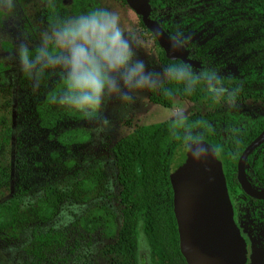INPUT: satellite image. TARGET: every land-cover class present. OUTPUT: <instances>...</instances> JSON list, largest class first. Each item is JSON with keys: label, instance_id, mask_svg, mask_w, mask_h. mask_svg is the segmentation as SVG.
I'll return each mask as SVG.
<instances>
[{"label": "rangeland", "instance_id": "1", "mask_svg": "<svg viewBox=\"0 0 264 264\" xmlns=\"http://www.w3.org/2000/svg\"><path fill=\"white\" fill-rule=\"evenodd\" d=\"M47 2L13 0L14 8L10 13L0 10V65L3 69L0 72V111L8 103L10 129L9 144L3 158L11 171L10 192L0 194V202L16 194L18 173L25 178L26 201L32 202L48 186L65 189L74 177H80L87 170L98 166L106 176L108 192L105 198H94L84 203L64 202L52 221L32 224L16 239H0V264H33L25 251L33 233L61 231L97 205L108 206L119 224L122 207L118 203L119 186L112 147L137 128L172 121V112L185 105L190 106L188 117L215 115L211 125L223 136H226L223 118L228 121L238 119L240 124L244 123V119H264V46L257 47L258 43L264 44V34L256 27L258 22L264 23V17L248 0H193L189 5L181 4L168 9L161 22L171 33L176 29L182 30L185 36L190 37L186 46L205 49L214 63L220 65L225 76L235 80L231 86L224 88L235 92L236 107L214 102L212 89L221 86L210 83L205 86L207 95L204 99L191 103L175 98L168 108L150 103L148 91L142 93V98L134 103L113 96L101 107L102 116L109 120L105 131L99 134L94 131L98 121L85 120L65 125L85 129L89 133V141L74 147L68 156L75 161V171L61 169L51 158L56 150L55 144L49 133L39 125L34 111L35 106L59 81V77L49 76L39 89L33 91V82L20 71L17 58L20 43L27 42L34 49L39 44V33L50 24L44 17ZM88 3L93 6L90 9L103 6L119 12L125 27H134L146 39L153 40L123 0H89ZM62 4L68 16L90 10L76 11L70 0H62ZM153 43L157 49L156 55L145 57L141 54V58L145 59L149 68L160 71V48L154 40ZM263 154L264 148L257 151L256 158L244 167L247 185L258 192H264L259 180L264 169ZM237 201L238 219L253 239L252 246L259 252L253 259L254 264H264V206L250 202L240 189H237ZM110 243L95 235L88 250L75 253L61 251L53 264H110V258L103 253ZM138 254L139 264H150L149 249L142 234Z\"/></svg>", "mask_w": 264, "mask_h": 264}, {"label": "trees", "instance_id": "2", "mask_svg": "<svg viewBox=\"0 0 264 264\" xmlns=\"http://www.w3.org/2000/svg\"><path fill=\"white\" fill-rule=\"evenodd\" d=\"M20 1V0H18ZM76 11L93 7L89 0H70ZM124 1V0H123ZM193 0H151L149 18L161 23L164 12L178 5H189ZM264 17V0H248ZM44 17L49 22L68 17L62 0H48ZM139 24L143 26L141 18ZM257 29L264 34V23L258 22ZM155 44L157 42L154 40ZM263 43H258V48ZM8 48L10 46L8 45ZM35 49V48H34ZM189 57L200 64L194 69L193 76L184 82L165 81L158 90L148 91V100L154 105L168 108L174 98L195 103L207 95L205 86L210 82L229 87L235 80L223 75L221 67L215 65L204 49L187 48ZM158 60L161 66L181 62L168 60L160 49ZM3 71L0 65V72ZM222 77V79H217ZM59 81L48 91L44 99L35 106V114L41 128L46 130L55 144L56 150L51 158L61 169L73 172L75 161L68 158L74 147L89 141V133L82 128L65 127L68 123L85 119L65 112L50 103V96L59 87ZM190 84V91H189ZM171 93V96H169ZM194 94V95H192ZM0 111V194L10 192L11 171L4 162L5 149L10 139L8 103ZM215 115L190 116L187 122L167 121L150 126H142L120 139L113 147L117 184L118 203L122 207L120 223L108 208L101 204L88 210L84 215L61 231L33 233L26 254L33 264H53L58 253L64 250L77 252L88 250L93 236L109 240L103 253L110 258V264H139V239L142 234L149 249L150 264H186L180 249L177 224L173 212V193L170 185L174 161L182 144L179 136L186 129L194 128L201 133L205 142L216 150L222 163L228 196L231 202L237 197L239 189L236 174L237 161L245 147L264 129V119L223 118L226 136L211 125ZM264 147V144L259 147ZM256 150L249 154L246 163L256 158ZM66 158V159H65ZM264 160V154H263ZM20 176V177H19ZM264 187V169L259 176ZM16 194L0 202V239L12 240L32 224H45L52 221L64 202H88L94 198H105L107 180L101 167L87 170L80 177H74L67 188L46 187L32 202L26 201L25 178L18 173ZM255 201V200H254ZM264 203V202H263Z\"/></svg>", "mask_w": 264, "mask_h": 264}, {"label": "clouds", "instance_id": "3", "mask_svg": "<svg viewBox=\"0 0 264 264\" xmlns=\"http://www.w3.org/2000/svg\"><path fill=\"white\" fill-rule=\"evenodd\" d=\"M13 8V0H0V10L10 13ZM163 35L155 31L153 40ZM153 40L146 39L134 27H125L119 12L99 6L57 18L39 33L35 49L21 42L17 58L20 71L33 82V91L49 76H58L59 87L50 96V103L68 114L98 121L94 131L99 134L109 126L108 118L101 114L107 99L116 96L134 103L142 98V93L158 90L165 81L180 83L193 76L195 68L186 61L169 63L160 71L149 68L141 54L145 57L156 55ZM189 40L182 30L176 29L169 34V51L175 54L183 50ZM212 91L214 102L236 107L234 91L224 87ZM189 107L175 109L170 119L187 122ZM176 139L194 161L206 162L213 153L203 135L194 128L186 129L184 135Z\"/></svg>", "mask_w": 264, "mask_h": 264}, {"label": "water", "instance_id": "4", "mask_svg": "<svg viewBox=\"0 0 264 264\" xmlns=\"http://www.w3.org/2000/svg\"><path fill=\"white\" fill-rule=\"evenodd\" d=\"M150 1L124 0L152 36L155 31L164 33L155 41L168 60L186 61L198 67V63L188 58L185 48L175 54L169 51V35L149 18ZM262 143L264 130L245 147L236 166V180L240 189L256 200H264V192L254 191L247 185L244 167L249 154ZM207 144L213 149L210 159L206 162L194 161L182 147L171 172L173 212L180 252L186 264H248V259L249 264H254L234 222L221 160L213 146Z\"/></svg>", "mask_w": 264, "mask_h": 264}, {"label": "flooded vegetation", "instance_id": "5", "mask_svg": "<svg viewBox=\"0 0 264 264\" xmlns=\"http://www.w3.org/2000/svg\"><path fill=\"white\" fill-rule=\"evenodd\" d=\"M193 2V1H192ZM191 2V3H192ZM151 13V12H150ZM150 16V15H149ZM138 17V16H137ZM155 21V20H154ZM158 23V22H157ZM162 23V22H161ZM159 24V23H158ZM160 25V24H159ZM161 27V26H160ZM162 28V27H161ZM163 29V28H162ZM164 30V29H163ZM168 35L169 34H171V32H169L168 30H167V27H166V30H164ZM193 47V49L195 48V49H197L195 46H193V45H190V46H185L184 48L187 50V48H192ZM200 49H203V48H200ZM205 50V49H204ZM206 51V50H205ZM187 52H188V58L189 59H191L190 57H189V51L187 50ZM206 55H207V53H206ZM208 56V55H207ZM208 57H210V56H208ZM211 59H212V57H211ZM192 60V59H191ZM192 61H194V62H196V63H198V67H194V68H196V69H199L200 68V64H199V62H197L196 60H192ZM212 61H213V63H214V60L212 59ZM215 64V63H214ZM215 65H217L218 66V64H215ZM219 67H220V65H219ZM221 70H222V68H221ZM223 72V71H222ZM223 75H225L224 73H223ZM209 83L210 84H216V83H213V82H210L209 81ZM208 83V84H209ZM216 85H218V86H220L219 84H216ZM221 87H223V86H221ZM264 130V129H263ZM258 136V135H257ZM256 136V137H257ZM255 137V138H256ZM254 138V139H255ZM253 139V140H254ZM252 140V141H253ZM251 141V142H252ZM264 143H262L261 145H259L257 148H255L252 152H254L255 150L256 151H259L260 149H262V148H264V147H262V148H259V147H261L262 145H263ZM251 152V153H252ZM250 153V154H251ZM257 153V152H256ZM247 161V160H246ZM245 164H247V163H245ZM261 183V182H260ZM262 185V184H261ZM239 186V185H238ZM263 187V186H262ZM239 189H240V187H239ZM241 190V189H240ZM241 192H242V190H241ZM243 193V192H242ZM244 194V193H243ZM245 195V194H244ZM245 197L250 201V202H252V203H254V204H261L262 206H264V200H256V199H252V198H250V197H248L247 195H245ZM255 200V201H254ZM231 202V201H230ZM231 205H232V208H233V218H234V222L236 223V225H237V227H238V229H239V231H240V234H241V236L243 237V239H244V241H245V243H246V247H247V253H248V255L250 256V258L251 259H255V257H257V255L259 254V252H258V250L256 249V248H254L253 246H252V244L254 243L253 242V239H251L250 238V236H249V234L245 231V229H244V227H243V225L241 224V222L239 221V219H238V215H239V206H238V201H237V197L235 198V200L233 201V202H231ZM254 245V244H253ZM248 264H249V262H250V260L248 259Z\"/></svg>", "mask_w": 264, "mask_h": 264}]
</instances>
